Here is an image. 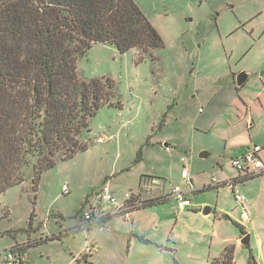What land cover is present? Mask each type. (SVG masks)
I'll list each match as a JSON object with an SVG mask.
<instances>
[{"label": "rangeland", "instance_id": "374dc122", "mask_svg": "<svg viewBox=\"0 0 264 264\" xmlns=\"http://www.w3.org/2000/svg\"><path fill=\"white\" fill-rule=\"evenodd\" d=\"M133 1L159 31L164 46L149 53L133 49L121 54L114 45L95 44L78 59L83 78L111 77L117 83L122 108H102L85 135L88 150L44 172L37 191L28 180L0 195V264H20L10 257L12 248L77 226L81 212L93 207L99 212L101 207L114 214L126 194L143 189L152 195L164 185L169 201L130 214H138L136 227L149 243H128L115 232L94 230L43 241L27 250L25 264H128L127 250L129 264H208L227 246H234V264H249L251 259L264 264V175L237 185L248 198L250 220L238 223L245 236L226 217L237 222L233 213L242 212L232 187L190 195L206 202L203 212L213 207L210 220L189 208L182 216L172 196L177 186L187 189L185 167L205 185L213 178L235 179L238 170L232 158H226L230 147L235 159H241L238 148H254L258 136L264 141V118L254 129L239 122L242 91L255 96L259 81L252 77L240 93L231 81L232 73H257L264 64V0ZM198 120L209 123L200 129ZM151 177L162 187L152 185ZM104 187L118 203L105 200L98 207L95 195ZM217 206L228 212L219 210L216 218ZM108 236L116 239L108 241L116 252L105 249V256L96 253L89 262L82 258L94 237ZM246 236L249 244L243 245Z\"/></svg>", "mask_w": 264, "mask_h": 264}, {"label": "trees", "instance_id": "16d2710c", "mask_svg": "<svg viewBox=\"0 0 264 264\" xmlns=\"http://www.w3.org/2000/svg\"><path fill=\"white\" fill-rule=\"evenodd\" d=\"M95 44L114 45L121 54L133 49L149 53L164 41L133 0H0V195L28 180L37 191L44 172L88 150L84 138L102 108H122L111 77L87 80L78 72V59ZM260 176L238 170V178L199 192ZM134 195L137 204L131 213L170 200ZM88 211L92 219L81 212V225L17 245L11 254L25 264L29 248L97 229L110 219L97 215L94 207ZM226 217L246 234L242 225ZM209 264H234V246ZM249 264L257 263L251 259Z\"/></svg>", "mask_w": 264, "mask_h": 264}, {"label": "crops", "instance_id": "0c3cea01", "mask_svg": "<svg viewBox=\"0 0 264 264\" xmlns=\"http://www.w3.org/2000/svg\"><path fill=\"white\" fill-rule=\"evenodd\" d=\"M256 71H257V73H253V71L252 72H246V73H248V74H250V76H249V78H248V80H247V82L243 85V86H241V87H239V86H237L234 82H233V77L235 76V74L236 73H232L233 74V77H232V79H231V81L233 82V84L235 85V87H236V89H237V92L238 93H240L241 92V89L243 88V87H245L250 81H251V79H252V77H256V79H257V81H259L258 83H257V86L259 87L258 89H257V93H256V95L255 96H253L252 94H250L249 92H245V94H244V91H242L243 92V97H242V99H243V102H244V106H242L241 107V114H242V117H240L239 118V122H241V123H243V122H245V123H247V126L248 127H250V129H254V128H256V127H258L259 125H261V123H262V119L264 118V64H262L261 65V67H259V68H257L256 69ZM245 72V71H244ZM240 74V73H239ZM237 76H238V74H236ZM199 121V128L201 129V128H203L202 126H204V125H207L208 123H209V121L208 120H198ZM213 123H214V121H212L211 123H210V125L209 126H211V125H213ZM211 128V127H210ZM258 139L256 140L257 141V143H259V144H261V146L259 145V144H256L255 146H260L261 147V151L258 153V157H259V159L262 161V162H264V141L262 140H260V136H258L257 137ZM226 146V148H227V145H225ZM263 146V147H262ZM252 147V146H251ZM232 147H230V149L227 151V153H226V158H235V156H234V154H235V150L234 149H231ZM249 149H251L249 146H246V147H240V148H238V152H240L241 153V156L246 152V151H248ZM226 150V149H225ZM232 150V151H231ZM183 159V160H182ZM181 162L183 163V165L184 166H186V159L184 158V157H182L181 158ZM186 168V167H185ZM264 174H262V176H263ZM153 178H155V177H153ZM192 178V177H191ZM238 178V177H237ZM148 179H150V178H148ZM236 179V178H235ZM192 180H193V184H192V186H193V188H194V191L193 192H191L189 195H188V198H189V200H190V206H188L187 208H189V209H191V210H193L195 213H197L198 215H203L205 218V220H210L211 219V215L213 214V207H210V208H207L206 207V211L205 212H203V210L201 209L202 208V206H204L205 204H206V202L205 201H202V200H200V201H198V200H196V199H192L191 197H190V195L191 194H196V193H198L199 192V190H201V189H204V188H206V187H209V186H215L216 184H220V183H223V182H230L231 180H234V179H231L230 177L229 178H227V177H222V182H219L216 178H213L212 179V182L209 184V185H205V183H199V181L196 179V178H192ZM214 180H216L215 181V183H214ZM248 181H250V180H248ZM248 181H246V182H244V183H242V184H246ZM142 182H143V180H142ZM147 184H148V181L146 182ZM239 183H241V182H236L235 183V185L237 186ZM69 185V184H68ZM162 185H163V183H162ZM162 185L161 186H159V187H162ZM163 189H160L159 190V192L158 193H156V194H147V191H145V190H140L139 191V193L140 194H142V196H141V198H142V200H147V199H151V198H160V197H166V196H168V195H166L165 194V191H166V188H165V185L162 187ZM189 187L187 186V189L186 190H188L189 191V189H188ZM214 188V187H213ZM220 188V187H219ZM219 188H216V189H219ZM239 188V187H238ZM232 191H233V189H232ZM204 192V191H203ZM138 193V192H137ZM135 194V193H134ZM244 194V193H243ZM245 195V197H246V201H245V203H244V207L247 209V207H246V202H247V200H248V198H247V196H246V194H244ZM124 200V199H123ZM121 202H123V201H121ZM238 202V201H237ZM103 205V204H102ZM161 205H164V204H161ZM238 207H240L241 208V210H242V212H241V214L240 215H238V213H233V216H236V217H238V221H237V223H241V224H247L248 222H246V221H244L243 219H242V215H243V210H244V208H243V206L242 205H240L239 203H238ZM158 206H160V205H158ZM156 207V206H155ZM220 208V207H219ZM240 208H238V209H240ZM180 209V208H179ZM186 208H184V209H180V211H182V216L185 214V210ZM215 215H216V218H218L219 217V215L217 214L218 212H219V210H221V213H227L228 211L226 210V209H224L223 207L221 208V209H218V206H217V208H215ZM138 211V210H137ZM184 211V212H183ZM136 212V211H135ZM134 212V213H135ZM97 215L99 214L100 216H107V215H110V219H109V221L107 222V223H105L103 226H101V227H99V228H97V229H94L95 231L96 230H100V232H103V231H105V229L107 230V233H111V232H115L118 236H124L125 237V239H127V242L128 243H130V242H133L135 239H139V238H143V239H145V240H147L146 239V235H145V233L143 232V231H141V229L140 228H138V227H136V224H137V219H138V214L137 215H135V216H133V217H131V216H129L128 218L127 217H124L123 215H120V214H112V213H106V212H104L103 211V209L101 210V207H100V211L99 212H95ZM117 218H121V220L122 221H119V219H117ZM236 222V221H235ZM131 224L132 223V225L131 226H129V224ZM79 225H81V222L79 223V224H77V226H79ZM77 226H75V227H77ZM75 227H73V228H75ZM63 229H66L65 227H62ZM138 228V229H137ZM68 229H71L70 227H67V229L66 230H68ZM94 230H91V231H83V232H80V233H84V232H92V231H94ZM65 231V230H64ZM63 231V232H64ZM59 234V232H57V233H53V234H51V236L52 235H58ZM117 236V237H118ZM243 236V235H242ZM245 236V235H244ZM63 240V239H62ZM111 240L113 241V243L114 242H116L115 240V238L114 237H107L106 239H104V238H99V237H94L93 239H92V241L89 243V244H92V245H94V249H93V251H92V253H90V254H88L87 255V260H88V262H89V258L92 256V255H95L96 253L100 256H105V249H107V250H111L112 252L114 251V252H116L115 251V244H113V246H112V248L108 245V241H110V243H111ZM140 240V239H139ZM227 240H230V239H227ZM226 240V241H227ZM236 240H237V242L238 241H240V239H237L236 238ZM242 240V239H241ZM107 241V242H106ZM122 242H123V244L121 243V246H122V248H124V247H126V246H124V240H121ZM126 241V240H125ZM142 242V241H141ZM142 243H144V242H142ZM148 243H149V241H148ZM128 247H130V246H128ZM127 247V248H128ZM225 250V249H224ZM128 251V254H129V256H130V250H127ZM224 252V251H223ZM25 257H24V260H28L29 259V256H28V254L26 253L25 255H24ZM129 256H128V264H129ZM80 258V254L77 256V258L76 259H79ZM209 263H210V261H209ZM208 263V264H209ZM95 264V263H94Z\"/></svg>", "mask_w": 264, "mask_h": 264}, {"label": "built area", "instance_id": "2783aa9c", "mask_svg": "<svg viewBox=\"0 0 264 264\" xmlns=\"http://www.w3.org/2000/svg\"><path fill=\"white\" fill-rule=\"evenodd\" d=\"M260 151H261L260 146H255L254 148L249 149L241 156V159L232 158L233 165L243 175L248 174V175L258 176L264 174V162H262L258 157V153ZM182 178L185 181L186 185L189 187L188 188L189 191L183 190L177 186L173 189V195H172L173 197L176 198L180 209H184L190 206V200L188 198V195L194 191V188L192 186L193 180L186 168L183 170ZM215 181L216 180H214V183ZM151 183L154 186L162 185V182L157 178L151 179ZM231 184L236 201H238V203L242 205L244 208L242 219L248 222L250 220V217L248 215L247 209L244 207L246 197L234 183ZM68 190H69V185L65 184L64 185L65 193H67ZM95 196H96L95 200L98 207H100L105 200L111 203H118V198L110 192L108 187H104L100 191H97ZM134 197H135L134 194H129V193L126 194L123 202L119 203V206L117 210L114 212V214H120L128 218L131 214L132 209L137 204V201H135ZM84 218L90 220L93 218V215L89 211H86L84 213ZM92 249L93 247L91 246V244H88L85 251L86 253H90L92 252ZM10 257L16 259L15 256H13V254H11Z\"/></svg>", "mask_w": 264, "mask_h": 264}, {"label": "water", "instance_id": "95a60500", "mask_svg": "<svg viewBox=\"0 0 264 264\" xmlns=\"http://www.w3.org/2000/svg\"><path fill=\"white\" fill-rule=\"evenodd\" d=\"M249 76H250V74H248L246 72H241L240 74H238V76H237V85L239 87L243 86L247 82ZM206 156H207L206 154H202V157H206ZM249 238H250V236H246L245 238H243L242 241H241L242 244L243 245L249 244Z\"/></svg>", "mask_w": 264, "mask_h": 264}, {"label": "flooded vegetation", "instance_id": "af4514ba", "mask_svg": "<svg viewBox=\"0 0 264 264\" xmlns=\"http://www.w3.org/2000/svg\"><path fill=\"white\" fill-rule=\"evenodd\" d=\"M233 82L237 85V75H235L234 77H233ZM238 86V85H237Z\"/></svg>", "mask_w": 264, "mask_h": 264}]
</instances>
